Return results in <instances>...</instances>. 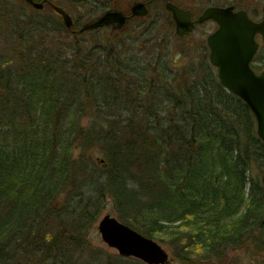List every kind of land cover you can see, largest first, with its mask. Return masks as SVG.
Listing matches in <instances>:
<instances>
[{
	"label": "trees",
	"instance_id": "1",
	"mask_svg": "<svg viewBox=\"0 0 264 264\" xmlns=\"http://www.w3.org/2000/svg\"><path fill=\"white\" fill-rule=\"evenodd\" d=\"M17 1L0 0V36L14 39L0 52V264H97L82 253L107 202L145 237L174 226L182 264H200L196 245L204 260L229 248L264 255L255 121L221 86L204 43L174 64L170 40L180 39L159 14L163 0H75L93 16L128 4L123 27L82 31L56 15L36 21L40 12ZM136 1L147 16H130Z\"/></svg>",
	"mask_w": 264,
	"mask_h": 264
},
{
	"label": "water",
	"instance_id": "2",
	"mask_svg": "<svg viewBox=\"0 0 264 264\" xmlns=\"http://www.w3.org/2000/svg\"><path fill=\"white\" fill-rule=\"evenodd\" d=\"M24 1L36 9L42 7V4L32 0ZM55 9L62 16L64 26L71 28L69 15L62 9ZM164 9L170 13L174 34L179 38L192 33L197 24L212 21L217 25L215 31L206 37L209 62L216 69L221 86L241 100L249 110L256 124V135L264 145V70L257 73L251 66L260 47L257 36L264 41V3L260 20L251 19L245 10L235 11L233 6L206 7L196 21L190 18V11L174 3L165 2ZM130 14L133 17L147 16L146 4L133 3ZM126 19L118 11H107L85 28L94 29L111 23L123 26ZM97 222V233L101 240L116 250L119 256L144 264H170L168 253L160 244L122 224L115 217L106 214Z\"/></svg>",
	"mask_w": 264,
	"mask_h": 264
},
{
	"label": "rangeland",
	"instance_id": "3",
	"mask_svg": "<svg viewBox=\"0 0 264 264\" xmlns=\"http://www.w3.org/2000/svg\"><path fill=\"white\" fill-rule=\"evenodd\" d=\"M56 3L62 4L64 6H66V4H68L67 2H69V0H53ZM75 1V0H74ZM97 1V0H96ZM102 2H107V0H100ZM177 2H181L184 6L183 8H189V10L193 13V18H197L198 16H201L202 11L209 6H217V7H226V6H232V3L234 2H240L241 4H243V6L246 4L248 11H246L245 9H235L234 10H245L247 12V15L253 19V20H260L262 18V12H261V7L264 3V0H251L252 2L254 1L253 6L247 3V1L249 0H208V1H202V0H175ZM8 3L12 4V5H20L19 2L17 0H8ZM132 4V3H131ZM128 4L123 5V8L121 10V12L123 14H126L127 12H125V9L127 7ZM129 8V6H128ZM163 8V7H162ZM253 9H257V14L253 15L251 12V10ZM91 10V8L88 6L86 8L81 7L79 5V3H77V5L75 6V13L74 15H72V19L76 21V23L78 25H82V24H86V22L89 21V19H91L90 22H92L93 20H95L99 15H91V12H89ZM161 12V11H160ZM162 12L164 13H159L162 14V16H165V11L163 10ZM90 13V14H87ZM35 18L36 21H39L38 19H44L47 18L49 16H47V13H41L35 14ZM81 15V16H79ZM154 16V13L151 11V13H149V16ZM152 16V18H153ZM91 17V18H90ZM159 17V16H158ZM217 28V25L215 23H213L212 21H207L203 24H198L195 26L193 32L190 34V36H188L186 39L184 40H176L174 38H172L170 40V45H171V50L174 53L173 54V59H174V64H182L185 62L184 60V56L186 54V57H189L193 60V58L198 57L197 54L198 52L196 51V49H194V42L196 41H200L201 43H204V45L206 46L205 42H206V37L207 35H209L210 33H212L213 31H215V29ZM5 29V27H3V25L1 26L0 24V32H3V30ZM174 32V30H173ZM4 34V33H3ZM11 38V40L7 39V38H3V36H0V52H4V53H8V50L14 46L12 44H10L14 41V39ZM257 41L259 42V50L257 52L256 55H259L260 57L264 58V41H262L260 39V37L258 36ZM207 49V47H206ZM207 54H208V49H207ZM188 58V60H189ZM187 59V58H186ZM252 65H254V67H256L255 72L260 73L261 71L264 70V64H259V63H253ZM253 68V67H252ZM93 160H95V162L100 163L101 162V158L99 155H95L93 158ZM253 177L255 178L256 175H253ZM248 188V185H247ZM110 215V216H114L117 217L116 214L114 213V209L113 206L110 202H107V205L105 206V209L101 212L100 216L98 217L101 218L104 215ZM97 220V221H98ZM94 222L93 224H88L87 225V234L85 235V241H86V246L87 249L85 251H83L82 255L84 259L87 256H91L94 257V261L98 264L100 262H104L105 260H107V256H113V257H121L117 254V251L114 249L109 248L102 240L101 237L99 235V233H97V223L98 222ZM123 224V223H122ZM125 225V224H124ZM171 230V234L170 235H161L160 233H157L156 236L153 238L154 241H156L158 244L161 245V247L168 253L169 256V260L170 264H182V260L181 258H178L177 254L179 253V248H181V243L179 242H175L174 243V235L172 234V232L177 231V229H172L174 226H170ZM196 252L198 253V255H196L194 258L199 261L200 264H264V255L263 254H256L255 251H253L252 249H250V247H244L241 248L239 250H230V248L227 250L225 257L220 259L219 261L214 259V258H209L208 260H204V256L202 255V253H204L205 249H203L201 246L196 245ZM200 253V254H199ZM183 255V254H181ZM184 257H186V255H183ZM130 261L129 263L133 264L135 262H137L138 260L136 259H131L129 258ZM142 263V262H140ZM194 263H196V261H194Z\"/></svg>",
	"mask_w": 264,
	"mask_h": 264
},
{
	"label": "flooded vegetation",
	"instance_id": "4",
	"mask_svg": "<svg viewBox=\"0 0 264 264\" xmlns=\"http://www.w3.org/2000/svg\"><path fill=\"white\" fill-rule=\"evenodd\" d=\"M22 1H24V0H22ZM25 3H26V5H29V7H31V8H33V9H35L36 11H38V12H41V13H47V15H56V16H59L60 18H61V20H62V23H63V19H62V16L60 15V14H58V12L56 11V9H55V7H57V8H59V9H62L65 13H67L68 15H69V17L71 18V20H72V26L76 23V21L75 20H73L72 19V15H74V13H75V6H76V3H75V1L74 0H69V2H67L68 4H66V6H64V5H62V4H59V3H56L55 1H53V0H32V2H35V3H40V4H42V7L40 8V9H36V8H34L30 3H28V2H26V1H24ZM146 6H147V4H146ZM178 6V5H177ZM130 8H131V5H130ZM130 8H129V12H130ZM179 8H182V9H185V10H188V11H190L189 10V8H183V7H179ZM107 11H113V10H107ZM107 11H105V12H107ZM104 12V13H105ZM119 12V11H118ZM120 13H122V12H120ZM190 13H191V19L193 20V13L190 11ZM87 14H89V13H87ZM103 14V13H102ZM101 14V15H102ZM123 14V13H122ZM101 15H99L95 20H93L92 22H95ZM123 15H125L126 16V23H127V20H128V18H129V16H127L126 14H123ZM79 16H81V15H79ZM130 16H131V14H130ZM131 17H133V16H131ZM199 17V16H198ZM92 22H88L87 24H85L81 29H79L80 31H82V30H88V29H86L85 27L86 26H89L90 24H92ZM125 23V24H126ZM77 24V23H76ZM124 24V25H125ZM63 25H64V23H63ZM106 25H110V26H112V27H118V28H121V27H123V26H118V25H116L115 23H111V24H105V25H103L102 27H98V28H103L104 26H106ZM71 26V27H72ZM196 26V25H195ZM193 28H195V27H193ZM94 29H97V28H94ZM257 38H258V36H257ZM205 44H206V42H205ZM207 47V46H206ZM208 49V48H207ZM208 56H209V50H208Z\"/></svg>",
	"mask_w": 264,
	"mask_h": 264
},
{
	"label": "bare ground",
	"instance_id": "5",
	"mask_svg": "<svg viewBox=\"0 0 264 264\" xmlns=\"http://www.w3.org/2000/svg\"><path fill=\"white\" fill-rule=\"evenodd\" d=\"M136 2H141V1H136ZM165 2H170V1H167V0H163V2H162V4H163V10L165 11V9H164V3ZM133 3H135V2H133ZM132 3V4H133ZM143 3H145V2H143ZM172 3V2H171ZM132 4H131V6H132ZM146 4V3H145ZM147 9H148V7H147ZM165 15L166 16H168L169 17V19L170 20H172L171 19V15H170V13H168V12H166L165 11ZM198 18V17H197ZM197 18H193V21H196L197 20ZM173 22V21H172ZM198 25V24H197ZM173 29H174V24H173ZM193 32V31H192ZM191 34V33H190ZM190 34H188V35H186V36H184V37H181V38H179V37H177L175 34V36L178 38V39H180V40H184V39H186L188 36H190ZM198 43V41H196V42H194V47L196 46V44ZM208 60H209V56H208ZM210 63V62H209ZM211 65V64H210ZM212 66V65H211ZM252 66V65H251ZM213 67V66H212ZM214 68V67H213ZM216 70V69H215ZM216 73H217V71H216ZM114 217V216H113ZM116 218V217H115ZM100 219V218H99ZM117 219V218H116ZM99 221V220H98ZM117 221H118V219H117ZM120 222V221H119ZM98 224V223H97Z\"/></svg>",
	"mask_w": 264,
	"mask_h": 264
}]
</instances>
